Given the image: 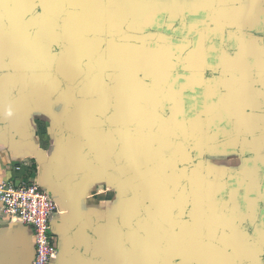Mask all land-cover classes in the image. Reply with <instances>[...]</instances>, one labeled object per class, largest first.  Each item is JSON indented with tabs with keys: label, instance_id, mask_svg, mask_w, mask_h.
<instances>
[{
	"label": "crops",
	"instance_id": "1",
	"mask_svg": "<svg viewBox=\"0 0 264 264\" xmlns=\"http://www.w3.org/2000/svg\"><path fill=\"white\" fill-rule=\"evenodd\" d=\"M9 179L50 264H264V0H0ZM35 256L0 198V264Z\"/></svg>",
	"mask_w": 264,
	"mask_h": 264
},
{
	"label": "built area",
	"instance_id": "2",
	"mask_svg": "<svg viewBox=\"0 0 264 264\" xmlns=\"http://www.w3.org/2000/svg\"><path fill=\"white\" fill-rule=\"evenodd\" d=\"M3 213L11 220L30 226L35 235L33 264H50L56 252L51 235V220L57 203L51 192L36 180H11L0 183Z\"/></svg>",
	"mask_w": 264,
	"mask_h": 264
},
{
	"label": "rangeland",
	"instance_id": "3",
	"mask_svg": "<svg viewBox=\"0 0 264 264\" xmlns=\"http://www.w3.org/2000/svg\"><path fill=\"white\" fill-rule=\"evenodd\" d=\"M39 183V182H38Z\"/></svg>",
	"mask_w": 264,
	"mask_h": 264
}]
</instances>
